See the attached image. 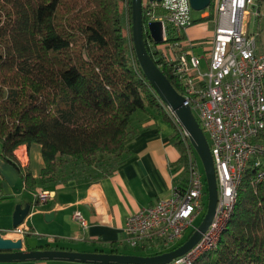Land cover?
<instances>
[{
  "label": "trees",
  "instance_id": "trees-1",
  "mask_svg": "<svg viewBox=\"0 0 264 264\" xmlns=\"http://www.w3.org/2000/svg\"><path fill=\"white\" fill-rule=\"evenodd\" d=\"M206 11L211 17L196 23L213 17L214 0ZM143 19L150 54L184 95L172 69L157 55L145 6ZM138 111L175 127L173 141L189 173L190 156L200 158L140 68L132 38V0H0V156L22 173L28 187L47 189L111 174L128 151L130 124ZM259 142L264 143V132ZM33 144L42 147L45 161L38 180L15 155L20 146ZM257 172H246L217 250L195 264H264V179L258 182Z\"/></svg>",
  "mask_w": 264,
  "mask_h": 264
},
{
  "label": "built area",
  "instance_id": "built-area-1",
  "mask_svg": "<svg viewBox=\"0 0 264 264\" xmlns=\"http://www.w3.org/2000/svg\"><path fill=\"white\" fill-rule=\"evenodd\" d=\"M144 6L148 24L165 23L166 49L157 46L155 50L181 84L186 105L208 138L215 164L219 201L214 221L198 245L172 263L195 264L203 255L217 250L248 169L258 170V182L264 179V143L259 142L264 132V44H260V34L248 31L251 17L262 14L261 4L257 0H216L211 49L202 57L195 54L194 41L187 37L197 21L190 0H162ZM210 15L208 11L204 18ZM202 60L206 61V71L202 70ZM52 196V192L41 190L36 201L43 205ZM206 197L201 160L191 155L187 187L176 188L170 198L130 215L124 228V245L157 253L170 251L196 229ZM74 219L82 227L88 226L80 211L75 212ZM26 231L22 225L10 232L23 237Z\"/></svg>",
  "mask_w": 264,
  "mask_h": 264
},
{
  "label": "crops",
  "instance_id": "crops-1",
  "mask_svg": "<svg viewBox=\"0 0 264 264\" xmlns=\"http://www.w3.org/2000/svg\"><path fill=\"white\" fill-rule=\"evenodd\" d=\"M187 37L194 41L195 48L199 46L206 37L203 23L190 27ZM130 131L131 143L117 169L97 180L78 178L47 189L38 185L30 188L22 173L0 156V196L5 198L0 204L7 206L6 218L11 219L9 224L7 220V226H0V234L9 233L14 241L23 240L25 250L111 253L112 247L129 249L123 242L127 218L170 198L176 188L185 189L189 175L180 163L181 154L173 141L175 127L171 123L149 112L138 111L132 117ZM15 155L25 172L38 180L45 168L42 147L23 145ZM41 190L53 193L43 205L36 204ZM28 204L31 213L22 224L28 231L23 237L16 236L10 232L15 229L13 215L18 205ZM77 211L87 220L86 228L74 219ZM50 213L54 217L47 221L46 215ZM52 262L55 261L33 264Z\"/></svg>",
  "mask_w": 264,
  "mask_h": 264
},
{
  "label": "water",
  "instance_id": "water-1",
  "mask_svg": "<svg viewBox=\"0 0 264 264\" xmlns=\"http://www.w3.org/2000/svg\"><path fill=\"white\" fill-rule=\"evenodd\" d=\"M162 0H150L161 2ZM193 10L206 11L212 0H190ZM143 0H132V38L137 61L161 101L172 112L177 122L190 139L191 145L199 156L204 168L207 184V207L202 222L192 235L179 247L170 251L143 256L135 254H116L91 252L81 253L70 250H25L23 240L14 241L9 233L0 234V264H16L40 261H66L80 264H172L180 257L192 251L211 227L216 216L219 190L215 172V164L211 147L200 123L191 107L186 105V99L181 95L165 76L150 54L144 39ZM148 30L155 44L166 42V26L163 21L148 24ZM31 213V205H18L13 215V227L24 223ZM54 217L53 213L46 215V220Z\"/></svg>",
  "mask_w": 264,
  "mask_h": 264
},
{
  "label": "rangeland",
  "instance_id": "rangeland-1",
  "mask_svg": "<svg viewBox=\"0 0 264 264\" xmlns=\"http://www.w3.org/2000/svg\"><path fill=\"white\" fill-rule=\"evenodd\" d=\"M216 2V0H214V3ZM122 7H127V2H122L121 4ZM208 11H193V17L195 20L201 21L204 19L205 14ZM211 14V11H209ZM158 13V11H157ZM261 16L258 18L256 16H252L250 19V25L248 28V31L250 34H259L260 33V44H264V34L262 33L263 28H264V5L261 4ZM211 17V16H210ZM213 18V17H212ZM211 19H207L205 21H202L200 23H203V27L206 29V37L204 38V40L202 41V43H200L199 46H197L194 50L195 54L202 57V56H206V54L210 51L211 49V33L213 32L214 28H215V23L214 21H212ZM130 25L129 23H126V34L129 35V31H130ZM167 44L163 43V44H159L158 47L160 49L165 50L166 49ZM264 47V46H263ZM206 61L202 60V70L206 71L207 66H206ZM202 164V163H201ZM203 167V165H202ZM204 169V168H203ZM207 198H205V210L204 213L202 214V216L200 217V219L196 222V225L198 226L202 220L203 217L205 215V211H206V207H207ZM6 205L4 204H0V226H5L7 224V220H8V224L11 222V219H7L6 217L8 216L7 214V209H6ZM7 226V225H6ZM194 232V231H193ZM124 249V248H123ZM125 252L128 253H136V254H152V251L147 250V251H135V249H125ZM35 262H25V263H16V264H33ZM52 264H80V263H74V262H66V261H55L52 262Z\"/></svg>",
  "mask_w": 264,
  "mask_h": 264
}]
</instances>
